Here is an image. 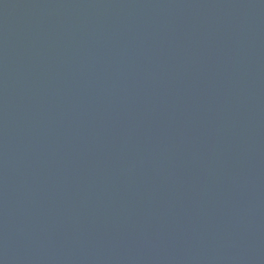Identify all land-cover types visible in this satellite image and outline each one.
<instances>
[{
    "label": "water",
    "instance_id": "95a60500",
    "mask_svg": "<svg viewBox=\"0 0 264 264\" xmlns=\"http://www.w3.org/2000/svg\"><path fill=\"white\" fill-rule=\"evenodd\" d=\"M0 264H264V0H0Z\"/></svg>",
    "mask_w": 264,
    "mask_h": 264
}]
</instances>
